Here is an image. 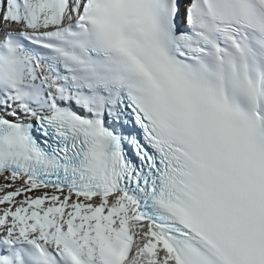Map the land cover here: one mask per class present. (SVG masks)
<instances>
[{"label": "snow or ice", "instance_id": "snow-or-ice-1", "mask_svg": "<svg viewBox=\"0 0 264 264\" xmlns=\"http://www.w3.org/2000/svg\"><path fill=\"white\" fill-rule=\"evenodd\" d=\"M0 264H264V0H0Z\"/></svg>", "mask_w": 264, "mask_h": 264}]
</instances>
